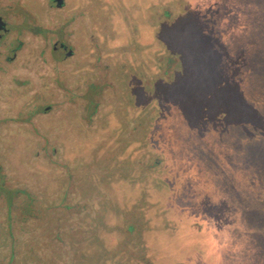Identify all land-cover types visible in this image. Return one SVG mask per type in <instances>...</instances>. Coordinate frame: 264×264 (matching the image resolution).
Masks as SVG:
<instances>
[{
  "label": "rangeland",
  "instance_id": "374dc122",
  "mask_svg": "<svg viewBox=\"0 0 264 264\" xmlns=\"http://www.w3.org/2000/svg\"><path fill=\"white\" fill-rule=\"evenodd\" d=\"M67 11L94 43L100 109L87 124L54 118L49 162H30L33 134L0 117V264H264V0ZM66 14L31 22L52 30Z\"/></svg>",
  "mask_w": 264,
  "mask_h": 264
},
{
  "label": "flooded vegetation",
  "instance_id": "af4514ba",
  "mask_svg": "<svg viewBox=\"0 0 264 264\" xmlns=\"http://www.w3.org/2000/svg\"><path fill=\"white\" fill-rule=\"evenodd\" d=\"M46 1L49 9L46 8L44 14L67 13L63 20L53 17L52 30L31 22L35 14H39L40 19H48V15L44 16L32 3L33 0H0V110L5 108L0 117L7 116L5 125L11 123L16 129L28 128L33 134L35 142L29 139L27 146V159L32 163L36 160L49 162L57 153L56 126H51L54 118L62 115L70 122L76 121V118L86 122L87 114L93 117L100 109L93 92L102 93L99 87H93L94 67L91 61L94 56L90 51L88 55L83 52L95 49L94 43L83 37L88 27L81 22L75 24L76 17L67 11V0ZM87 13L89 15V11ZM89 17L91 19V13ZM71 18L73 22L68 23ZM73 25H77L78 30L72 33ZM27 30L43 34V37L40 34L34 37L27 35L22 40ZM66 32L68 39L60 38L61 33ZM110 97H113L112 93ZM103 102H99L100 105ZM44 119L48 120L45 126ZM9 148L4 150L5 156H18L19 151L24 149L13 143ZM6 177L0 175V192L10 190L4 187ZM15 192L10 193L15 195ZM94 195L91 199L94 204L103 201V196ZM27 206L24 210L29 212L31 206ZM52 238L53 234L50 241L58 242L56 237Z\"/></svg>",
  "mask_w": 264,
  "mask_h": 264
},
{
  "label": "trees",
  "instance_id": "16d2710c",
  "mask_svg": "<svg viewBox=\"0 0 264 264\" xmlns=\"http://www.w3.org/2000/svg\"><path fill=\"white\" fill-rule=\"evenodd\" d=\"M168 16V14L166 12L162 13V18H164V20L166 19V17ZM49 234V232H48ZM70 245V244H69ZM40 251H37V253H39ZM32 253H35L34 251H32ZM39 256V255H38Z\"/></svg>",
  "mask_w": 264,
  "mask_h": 264
}]
</instances>
